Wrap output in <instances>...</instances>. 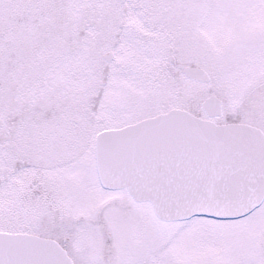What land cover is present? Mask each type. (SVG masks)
<instances>
[{
  "label": "snow or ice",
  "instance_id": "6c2138e0",
  "mask_svg": "<svg viewBox=\"0 0 264 264\" xmlns=\"http://www.w3.org/2000/svg\"><path fill=\"white\" fill-rule=\"evenodd\" d=\"M0 264H264V0H0Z\"/></svg>",
  "mask_w": 264,
  "mask_h": 264
}]
</instances>
